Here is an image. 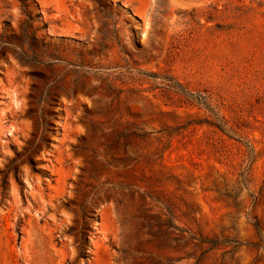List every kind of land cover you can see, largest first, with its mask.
I'll list each match as a JSON object with an SVG mask.
<instances>
[{
    "label": "rangeland",
    "instance_id": "rangeland-1",
    "mask_svg": "<svg viewBox=\"0 0 264 264\" xmlns=\"http://www.w3.org/2000/svg\"><path fill=\"white\" fill-rule=\"evenodd\" d=\"M0 264H264V0H0Z\"/></svg>",
    "mask_w": 264,
    "mask_h": 264
}]
</instances>
